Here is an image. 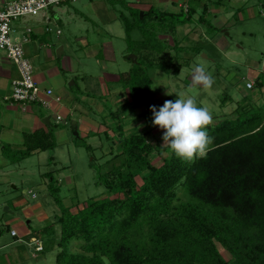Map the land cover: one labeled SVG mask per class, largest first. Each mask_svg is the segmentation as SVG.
I'll return each mask as SVG.
<instances>
[{"label": "rangeland", "instance_id": "1", "mask_svg": "<svg viewBox=\"0 0 264 264\" xmlns=\"http://www.w3.org/2000/svg\"><path fill=\"white\" fill-rule=\"evenodd\" d=\"M261 1L177 0L163 10L154 7L152 18L145 17L144 22L136 21L137 15L140 19L143 11H136L137 15H134L133 9L126 4H119L116 8L125 19L142 28L141 31L135 26L136 29L130 33L133 42L130 45L126 41L125 22L120 17L105 25L93 15H86V19L81 21L76 17L68 24L65 16L57 25H54V21L51 24L42 22V28H51L52 32H48L47 36L52 40L57 36V29L62 37H66V40H61L68 41L65 54L76 61L73 63V72L62 74L63 85L71 97L68 100L67 97L62 99V102H75L77 110L65 122H55L54 115H50L55 147L19 161L17 166L23 169L17 167L12 171L13 175L7 177L15 187L9 186L4 179L0 180V226L7 223L20 240L0 252V264H56V254L59 251L56 242L60 237V230L55 224V218L60 215V205L74 206L71 211L76 213V204L80 208L85 201L105 197V189L96 184L99 180L97 173L101 167L102 171H106L107 165L103 164L116 152L117 145L112 141L115 142L114 137L118 131L115 125L118 120L126 134H145L149 142H159L166 146L162 140L163 130L152 124V112L137 118L144 108L130 106L124 93L129 88L119 82L135 63L129 57L136 58L140 49L154 63V68L148 70V76L152 89L159 90L154 97L157 110L165 100L177 99L175 94L179 93L193 97L197 106L207 107L212 117L230 116L243 97L248 98L247 108H251V111L261 112L264 109V87L254 85L252 90L245 87L247 83L254 84L259 75L260 80L264 81V76H261L264 73V19ZM103 2L107 5L111 3L110 0ZM178 2L185 5L178 7ZM77 3L72 5L77 8ZM203 4L207 5L206 13L203 11ZM185 6L192 8L194 13L189 19ZM210 7L220 9V12H215ZM162 13L168 19V24L175 23L172 33L158 31L157 17ZM218 20L228 23V36H218L223 31L216 27ZM187 26L189 34L185 33ZM26 27L29 26L22 24L19 29ZM143 36L157 37L146 39L143 47L138 43L145 40ZM107 39L112 44L114 54L106 59L100 47L97 51V46ZM58 43L59 41H55L53 45L57 46ZM87 49L93 55L87 54ZM198 68H203L204 74L211 76L213 82L210 87L196 82ZM109 75H116L117 79L110 80ZM71 81L75 85L69 88ZM224 96L228 97L225 104L222 103ZM90 102H96L100 109L91 106ZM79 112L84 113L89 121L103 127L102 131H107L111 138L107 139L102 131L91 132L89 135L82 133L84 136L76 137L72 122L78 120ZM115 112L118 114L115 115ZM236 114L234 112L231 117ZM8 155L16 159L20 157L19 153ZM150 161L160 163V158L154 153L150 156ZM13 168L16 165L10 169ZM49 182H53L52 187L60 186L57 196L51 195ZM29 192L35 194V198ZM54 198L60 199V202L57 203ZM25 210H31L32 215L25 217ZM41 216H46V219L40 220ZM30 235L37 237L43 244V252L34 251L36 245L29 242ZM2 237L10 238L9 232H3ZM216 246L223 258L229 260V254L218 244Z\"/></svg>", "mask_w": 264, "mask_h": 264}, {"label": "trees", "instance_id": "2", "mask_svg": "<svg viewBox=\"0 0 264 264\" xmlns=\"http://www.w3.org/2000/svg\"><path fill=\"white\" fill-rule=\"evenodd\" d=\"M185 8L189 19L193 10ZM261 8L264 19V0ZM153 13L149 9L136 21L144 22ZM121 18L127 44H133L130 33L136 23ZM157 20L160 33L174 31L175 23L168 24L164 13ZM156 37L143 36L138 43L144 47L146 39ZM153 66L140 49L131 70L119 79L129 88L130 106L144 108L137 118L157 106L159 90L152 89L148 76ZM254 85L264 87L260 75L251 88L245 87L252 90ZM247 100L243 97L237 105L235 117L234 112L212 117L205 129L213 137L207 155L190 161L178 158L168 146L149 142L145 134H126L118 120L112 141L116 152L103 164L106 171L101 167L97 173L96 184L105 189V197L85 201L80 208L76 204V213L71 211L74 206L60 205L56 264H264V109L251 111ZM227 101L224 96L222 103ZM25 143L22 157L55 147L51 129L25 136ZM154 153L160 163L150 161ZM52 183L49 191L57 196L60 186Z\"/></svg>", "mask_w": 264, "mask_h": 264}, {"label": "crops", "instance_id": "3", "mask_svg": "<svg viewBox=\"0 0 264 264\" xmlns=\"http://www.w3.org/2000/svg\"><path fill=\"white\" fill-rule=\"evenodd\" d=\"M103 1L104 0H63L60 4L49 7L47 11L43 12L39 16L20 20L17 23V26L19 27L22 24H27L29 28L32 27L33 34L31 36V42L26 47V53L33 66V78L35 82L39 84L42 89L46 88L52 90L53 95L47 98V100L50 101V108L48 109L43 108L41 105H39V103H29L23 106L19 103L13 102L12 100L5 99L11 95V82L12 80L18 78V72L12 62L6 58L2 51H0V180L4 179L3 181H5L9 186L15 187L11 181H8L7 177L9 175H13L12 171L17 169L19 161L22 162L24 159H29L34 155H39L40 153L44 152L33 150L27 157H22L23 153L26 151L25 136L35 132H43L46 134L48 130L51 129V114L54 115V118L56 116L62 117V121L65 122L66 119L72 117V115H74L77 110L75 107V102H62V99L66 97L67 100L71 99V97L68 95L69 93L65 90V85H63L64 75L62 74L64 72H73V63L75 64L76 61L72 59L70 55L65 54V51L67 50L66 46H68L66 43L68 41L61 40L65 39L66 37H62V33L59 31V29H57V36L53 37L52 40V38L47 36L50 31L52 32L51 28L46 27V29L48 28L50 30L48 31L49 33L46 32V29L41 27L42 22L50 24L55 22L54 25H57V23H61V18L65 16L68 19V24L73 22L76 17H78L76 18L77 20L81 21L83 18L86 19V15H93L105 25L112 23L118 17L121 18L123 14L119 9L116 8V6H119V4H126L130 9H133L134 12L139 10L143 11L140 17L142 18L144 13L149 9L153 10L154 7H158L163 10L167 7V5H173L175 2H177V0H110L111 3L109 6ZM72 3H77V8L74 7ZM182 5L183 2H178L177 4L178 7H181ZM210 9H214L215 12H220V9L216 10L214 7H210ZM82 11L86 12L87 14H84ZM216 23V27L220 30H223L218 36H228L230 30V28H228V23L224 20H218ZM189 30L190 29L187 26L185 28V33L189 34ZM107 36H110V34ZM79 39H82V37H79ZM55 41H59L57 46L53 45ZM109 41L110 40L107 39L97 46V51H99L100 47V49H102V53H104L106 56V59L110 54H114L112 44ZM87 52V54L93 55V53H90L88 49ZM108 78L113 80L117 79V76L109 75ZM70 83L68 84V87H73V81ZM55 93H58V95ZM105 93H109L110 95V92L108 91ZM124 93L127 95L126 92ZM56 98L59 100L56 101ZM90 105L96 109H100V106L96 104V102H90ZM79 113L80 115L78 120L72 122L76 137L79 138L80 136H84L83 134L89 135L91 132L99 133L104 130L103 127L99 126L94 121H89L84 113ZM46 118L48 121L45 120ZM10 153H19V160L16 161L11 159L10 155H8ZM15 165L16 168L10 169L11 166ZM18 168L23 169L20 167ZM29 193L31 194V192ZM31 195L32 198H35V194ZM24 214L25 217H30L32 212L31 210H25ZM43 219H46V216H41L40 220ZM5 221L7 222L8 220ZM13 221L15 220H10V222ZM12 231L14 230H10L7 223L0 226V252L5 250L7 247H10L12 244H14V242L20 241L18 239L19 237L17 233H15L14 236L11 235ZM3 232H9L10 238L7 239L2 237ZM31 238H35L42 248H44L43 244L38 240L37 237L30 235V239ZM9 239H13V241ZM43 251L44 249L41 252Z\"/></svg>", "mask_w": 264, "mask_h": 264}, {"label": "built area", "instance_id": "4", "mask_svg": "<svg viewBox=\"0 0 264 264\" xmlns=\"http://www.w3.org/2000/svg\"><path fill=\"white\" fill-rule=\"evenodd\" d=\"M63 0H0V51L12 62L18 72V78L11 82V96L5 99L12 100L23 106L29 103H39L43 108H50L48 97L53 95L51 89H42L33 78V66L26 53V47L31 42L33 34L29 27L19 29L17 23L20 20L39 16L49 7L58 5ZM46 32L50 31L48 28ZM247 88L252 83L246 84ZM56 101L59 99L56 98ZM56 122H62V117L56 116ZM34 197V195H33ZM14 236L15 232L12 231ZM30 243L36 246V253L43 250L35 238Z\"/></svg>", "mask_w": 264, "mask_h": 264}, {"label": "clouds", "instance_id": "5", "mask_svg": "<svg viewBox=\"0 0 264 264\" xmlns=\"http://www.w3.org/2000/svg\"><path fill=\"white\" fill-rule=\"evenodd\" d=\"M197 72L201 74L195 77L196 82L210 87L211 76L204 74L203 68H198ZM175 95L177 99L165 100L159 110L150 106L152 124L163 130V145L178 158L190 161L194 157H204L213 142V137L205 130L212 123V114L207 107L197 106L193 97H186L184 93Z\"/></svg>", "mask_w": 264, "mask_h": 264}, {"label": "water", "instance_id": "6", "mask_svg": "<svg viewBox=\"0 0 264 264\" xmlns=\"http://www.w3.org/2000/svg\"><path fill=\"white\" fill-rule=\"evenodd\" d=\"M129 58L132 59V60H135V59H136V58H134L133 56H130ZM70 85H71V83H70ZM45 120L48 121L47 118H46Z\"/></svg>", "mask_w": 264, "mask_h": 264}]
</instances>
